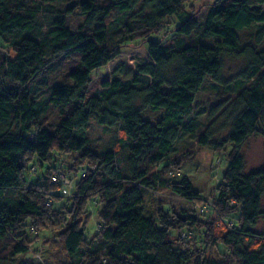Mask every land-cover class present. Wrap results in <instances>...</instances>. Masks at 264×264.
Segmentation results:
<instances>
[{
    "label": "trees",
    "instance_id": "obj_1",
    "mask_svg": "<svg viewBox=\"0 0 264 264\" xmlns=\"http://www.w3.org/2000/svg\"><path fill=\"white\" fill-rule=\"evenodd\" d=\"M186 1L0 0V260L32 250L31 227L51 232L68 257L62 264H264V228L256 230L264 225V162L246 172L241 154L248 137L264 140V0H213L204 12H190ZM75 9L83 15L78 31L66 21ZM254 27L244 42L242 32ZM154 33L162 37L153 40ZM137 39L148 54L136 71L87 96L92 73ZM232 54L246 64L226 81L224 58ZM207 78L217 91L236 93L221 141L194 118L205 111L196 98ZM147 107L157 117H145ZM92 115L118 127L112 146H91ZM184 133L214 150L231 145L204 218L168 212L155 200L162 187L204 201L187 176L169 177L195 154L174 152ZM56 153L73 162L53 165ZM90 201L99 222L88 236ZM186 227L200 236L189 237ZM218 244L227 252L215 258L210 249Z\"/></svg>",
    "mask_w": 264,
    "mask_h": 264
},
{
    "label": "rangeland",
    "instance_id": "obj_2",
    "mask_svg": "<svg viewBox=\"0 0 264 264\" xmlns=\"http://www.w3.org/2000/svg\"><path fill=\"white\" fill-rule=\"evenodd\" d=\"M212 1L213 0H187L186 5L190 12H193V10H196L197 8H202L204 12L205 9L207 10V5L204 4ZM262 8L264 10V4H262ZM197 18L199 21L202 19L200 16ZM82 20L83 15L78 9H75L71 14L66 15V21L72 31L79 30ZM175 24L176 21L168 26L166 30L173 29ZM255 30L256 27L242 32L241 36L244 42H248L249 40L253 39L252 37ZM201 36L204 42L210 41V38L207 35H203L202 32L200 33L199 37ZM161 37V34L155 33L151 34L150 36V38L153 40H158ZM260 47H264V39ZM147 54V48L143 43V39H137L129 46L123 47L119 55L92 73V81L89 84L87 96H90L93 92L100 90L102 88V82L111 80L114 76H122L126 78L131 76V74L136 71V60L146 57ZM9 55L11 56V53ZM245 64L246 58L243 56H238L236 54L227 55L224 58L222 71L223 79L228 81L235 78L237 73L244 68ZM224 90L225 89L221 87L217 91L216 88L212 87L211 80H208L207 78L203 87L199 90L196 98V109H204L205 111L204 113H195L194 118L199 120L202 128H205L209 125L212 135L211 139L216 141L223 140L229 132L231 128V116L233 115V111L236 107V93H229L228 91ZM224 99L225 101H223ZM219 100L223 101L221 106L219 107L218 111L214 113L212 119H208L207 110L209 111L210 107ZM149 110L150 107H147L143 110V115L145 117H157L158 113L151 114ZM54 122V119L50 120L52 125ZM117 128L118 127L116 126L111 128L99 124L96 118L92 115L90 117V125L86 129L85 135L89 137L90 144L94 149L101 150L112 146L116 142L119 135ZM263 143L264 140L261 136L252 135L248 137L243 144L241 148V154L245 162L246 172L258 168L263 164ZM188 148L194 149L195 154L190 160L183 163L180 172H172L169 177L170 179H179L181 176H187L193 184V189L197 190L200 194V197L204 200L203 203L200 204L197 201H186L168 188L162 187H159L156 191L155 200L156 203L160 204L161 207L168 212L177 213L182 217H185L188 214H193L204 218L210 214V210L208 209L209 205L215 195L216 187L228 166L227 154L231 148V145L227 144L223 150H214L210 145H205L196 141L194 136H191V134L184 133L176 141L174 152L181 153ZM72 162L73 159L71 156L60 155L56 153L54 155L52 164L65 168ZM39 173H41V171H39ZM145 196L146 198L148 197L149 200V195L147 196L146 194ZM262 206L264 208V194L262 197ZM98 208L99 206L95 201H90L88 203V210L91 214L86 227V234L88 236L93 234L97 229V223L99 222ZM263 226V223L259 222L256 226V230L258 232L263 231ZM186 228L193 230L191 231V236H189L191 238H193L194 234L197 238L201 234V230H198L197 228ZM29 237L33 240V245L32 250L28 254L17 255L18 259L15 262L0 260V264H22L23 258H31L34 262L45 264H62L68 259V257L62 254L57 242L51 238L50 231L37 230L36 228L30 227ZM46 237L50 239L47 238L48 241H46ZM224 252H227V249L221 244L213 246L210 249V254L215 258H218L219 254H223Z\"/></svg>",
    "mask_w": 264,
    "mask_h": 264
},
{
    "label": "built area",
    "instance_id": "obj_3",
    "mask_svg": "<svg viewBox=\"0 0 264 264\" xmlns=\"http://www.w3.org/2000/svg\"><path fill=\"white\" fill-rule=\"evenodd\" d=\"M54 179H56V177H54ZM60 179L67 185H69L71 183V180L69 177L65 176V175H60ZM64 192H67V190H64Z\"/></svg>",
    "mask_w": 264,
    "mask_h": 264
}]
</instances>
